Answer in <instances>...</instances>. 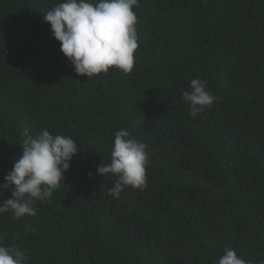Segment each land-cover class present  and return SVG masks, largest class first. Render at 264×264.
<instances>
[{"label": "trees", "instance_id": "obj_1", "mask_svg": "<svg viewBox=\"0 0 264 264\" xmlns=\"http://www.w3.org/2000/svg\"><path fill=\"white\" fill-rule=\"evenodd\" d=\"M60 2L0 0V183L26 136L81 147L35 216L0 213V244L29 264H264V0H139L133 70L89 79L45 21ZM195 78L216 100L191 117ZM122 128L151 155L143 190L114 198L96 169Z\"/></svg>", "mask_w": 264, "mask_h": 264}, {"label": "clouds", "instance_id": "obj_2", "mask_svg": "<svg viewBox=\"0 0 264 264\" xmlns=\"http://www.w3.org/2000/svg\"><path fill=\"white\" fill-rule=\"evenodd\" d=\"M138 6L139 0H62L46 11L45 21L50 22L52 35L79 75L89 79L108 73L110 68L128 74L134 68V53L139 46L134 11ZM189 87L190 92L181 89L182 97L188 102L190 116L197 117L212 106L216 97L201 78L192 79ZM20 145L21 158L0 183V196L3 190H11V196L0 203V213L9 212L15 219L36 215L34 202L51 198L64 183V173L81 148L71 136L53 135L47 129L36 137L26 136ZM147 148L127 129L115 132L110 163H100L96 169L100 177L110 174L118 178L109 195L119 198L125 186L143 190L151 155ZM29 260L26 251L0 244V264H29ZM218 264L247 261L234 249L225 248Z\"/></svg>", "mask_w": 264, "mask_h": 264}]
</instances>
